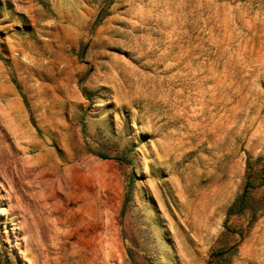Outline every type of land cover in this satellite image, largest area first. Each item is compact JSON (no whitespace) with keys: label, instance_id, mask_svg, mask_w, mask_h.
Instances as JSON below:
<instances>
[{"label":"rangeland","instance_id":"374dc122","mask_svg":"<svg viewBox=\"0 0 264 264\" xmlns=\"http://www.w3.org/2000/svg\"><path fill=\"white\" fill-rule=\"evenodd\" d=\"M264 0H0V264H264Z\"/></svg>","mask_w":264,"mask_h":264},{"label":"crops","instance_id":"0c3cea01","mask_svg":"<svg viewBox=\"0 0 264 264\" xmlns=\"http://www.w3.org/2000/svg\"><path fill=\"white\" fill-rule=\"evenodd\" d=\"M254 241H249L243 246V250L246 253L251 248H262L264 249V217L260 218L253 230Z\"/></svg>","mask_w":264,"mask_h":264}]
</instances>
